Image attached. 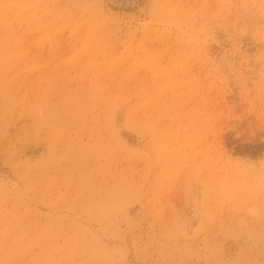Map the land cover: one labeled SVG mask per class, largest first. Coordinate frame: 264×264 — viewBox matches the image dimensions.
Masks as SVG:
<instances>
[{
  "label": "rangeland",
  "instance_id": "obj_1",
  "mask_svg": "<svg viewBox=\"0 0 264 264\" xmlns=\"http://www.w3.org/2000/svg\"><path fill=\"white\" fill-rule=\"evenodd\" d=\"M124 3L0 0V264H264V0Z\"/></svg>",
  "mask_w": 264,
  "mask_h": 264
},
{
  "label": "bare ground",
  "instance_id": "obj_2",
  "mask_svg": "<svg viewBox=\"0 0 264 264\" xmlns=\"http://www.w3.org/2000/svg\"><path fill=\"white\" fill-rule=\"evenodd\" d=\"M112 3H115V5H122L124 2H128L131 6H134L137 2V0H111ZM126 4V3H124ZM137 8V7H136ZM140 9V8H139ZM141 11V10H140ZM139 11V12H140ZM106 29V28H105Z\"/></svg>",
  "mask_w": 264,
  "mask_h": 264
},
{
  "label": "water",
  "instance_id": "obj_3",
  "mask_svg": "<svg viewBox=\"0 0 264 264\" xmlns=\"http://www.w3.org/2000/svg\"><path fill=\"white\" fill-rule=\"evenodd\" d=\"M122 6H124L123 8H125V4H122ZM118 7H120V6H118Z\"/></svg>",
  "mask_w": 264,
  "mask_h": 264
}]
</instances>
